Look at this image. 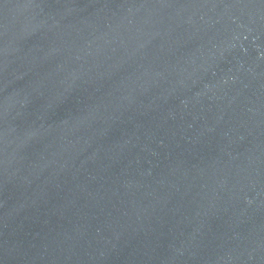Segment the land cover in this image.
<instances>
[{"label": "water", "instance_id": "water-1", "mask_svg": "<svg viewBox=\"0 0 264 264\" xmlns=\"http://www.w3.org/2000/svg\"><path fill=\"white\" fill-rule=\"evenodd\" d=\"M0 264H264V0H0Z\"/></svg>", "mask_w": 264, "mask_h": 264}]
</instances>
